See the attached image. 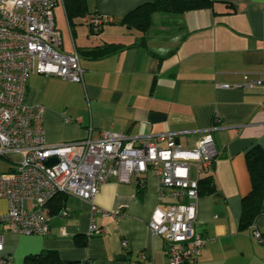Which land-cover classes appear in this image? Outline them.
I'll use <instances>...</instances> for the list:
<instances>
[{"label": "crops", "instance_id": "1", "mask_svg": "<svg viewBox=\"0 0 264 264\" xmlns=\"http://www.w3.org/2000/svg\"><path fill=\"white\" fill-rule=\"evenodd\" d=\"M155 1L159 8L143 25ZM58 5L67 31L63 41L64 26L54 17L60 50L78 52L83 85L29 75L25 103L44 108L46 142L98 140L103 132L174 133L182 149H191L218 126L213 137L219 155L200 184L196 219L206 243L198 260L188 264H264V243L252 234L257 230L264 238V209L249 228L240 226L242 199L251 191L245 155L257 146L264 153V0H83L81 6L62 0ZM95 17L102 24L92 31L87 20ZM243 74L261 84L217 87L241 84ZM19 160L16 154L0 158V174L10 175ZM156 185L150 173L141 188L112 180L100 187L93 205L57 194L46 207L49 234L4 231L0 258L30 264L29 257L53 253L57 264H167L163 240L148 229L154 208L166 207L157 200ZM93 207L109 215L93 214ZM7 209L0 198V216ZM64 211L69 219L61 216ZM91 223L104 233L89 236Z\"/></svg>", "mask_w": 264, "mask_h": 264}, {"label": "built area", "instance_id": "2", "mask_svg": "<svg viewBox=\"0 0 264 264\" xmlns=\"http://www.w3.org/2000/svg\"><path fill=\"white\" fill-rule=\"evenodd\" d=\"M62 0H0V158L16 154L20 160L10 175L0 174V198L8 204L0 216V253L5 231L25 236H46L50 218L48 203L65 194L93 205L100 187L109 181L133 182L138 188L150 173L156 180V197L166 207L156 206L148 222L153 236L164 242L167 264L195 262L206 240L196 229L200 184L213 171L219 152L212 126L191 149H182L174 133L127 136L103 132L98 140L85 139L48 144L43 126L44 108L25 103L29 75L55 77L83 85V70L77 51L60 50L62 39L56 29L53 10ZM221 2L225 0H205ZM97 30L100 18L87 20ZM221 89L251 88L260 80ZM79 123V119H66ZM163 144V145H162ZM56 163L48 165L47 161ZM26 202L31 206L27 207ZM109 215L93 207V214ZM116 218V214H110ZM69 219V212H62ZM91 223L89 236L103 234ZM253 237L264 243L257 230ZM125 245L126 242H123ZM12 258H0V264ZM84 264H92L85 262Z\"/></svg>", "mask_w": 264, "mask_h": 264}, {"label": "trees", "instance_id": "3", "mask_svg": "<svg viewBox=\"0 0 264 264\" xmlns=\"http://www.w3.org/2000/svg\"><path fill=\"white\" fill-rule=\"evenodd\" d=\"M77 4H82L83 0H74ZM198 1V0H190ZM207 3H209L207 1ZM81 6V5H80ZM159 8V1H155L148 5V10L145 16V19L142 21L143 25L147 24L146 18L150 16L154 10ZM139 10L129 13L123 18V21H127L132 16H134ZM246 165L247 170L251 179V191L250 193L242 199V209H241V218L240 226L241 228H249L255 218L262 212L263 200H264V153L257 146L249 150L246 155ZM204 181L201 182V184ZM55 256L53 253L35 256L32 258H27V262L30 264H57L54 261Z\"/></svg>", "mask_w": 264, "mask_h": 264}, {"label": "rangeland", "instance_id": "4", "mask_svg": "<svg viewBox=\"0 0 264 264\" xmlns=\"http://www.w3.org/2000/svg\"><path fill=\"white\" fill-rule=\"evenodd\" d=\"M53 14H54V17H55V20H56V24H60V25L64 26V18L62 16V8H61L60 5H58L56 8H54ZM60 27H62V26H60ZM65 31H66V28L64 26V29L62 30L63 41H65V36H66Z\"/></svg>", "mask_w": 264, "mask_h": 264}, {"label": "water", "instance_id": "5", "mask_svg": "<svg viewBox=\"0 0 264 264\" xmlns=\"http://www.w3.org/2000/svg\"><path fill=\"white\" fill-rule=\"evenodd\" d=\"M54 163H56V160H55V159H51V160H48V161H47V164H48V165H52V164H54Z\"/></svg>", "mask_w": 264, "mask_h": 264}]
</instances>
